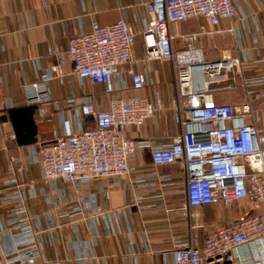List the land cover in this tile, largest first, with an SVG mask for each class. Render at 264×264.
<instances>
[{
  "label": "crops",
  "instance_id": "crops-1",
  "mask_svg": "<svg viewBox=\"0 0 264 264\" xmlns=\"http://www.w3.org/2000/svg\"><path fill=\"white\" fill-rule=\"evenodd\" d=\"M0 0V246L12 259L41 246L44 264H174L173 250L178 243L193 238L202 248L208 232L251 214L264 213V206L246 201L232 207L205 205L188 210L186 177L179 164L154 166L150 147L168 144L179 133L175 122V74L169 62L143 60L154 36H137L133 46V68L147 83L142 91L132 87L122 70L119 83L123 97L146 96L158 106L138 136V148L129 159L131 172L120 179L83 181L69 185L62 180L43 181L40 160L42 144L52 142L54 131L62 133L64 119L73 120L77 106L87 96L106 109L110 96L103 84L80 82L68 76L63 85H52L47 121L38 122L30 143L20 146L8 110L29 106L22 85L37 80L56 58L47 55L49 47L66 49L68 40L89 32L94 21L102 25L125 19L139 26L149 18V0ZM238 17L213 26L204 18L170 25L176 51L200 48L207 59L224 55L250 56L242 62V74L235 77L236 90L214 96L218 102L238 104L245 99L243 78L264 77V0H235ZM66 71L71 73L72 65ZM224 87V85H223ZM262 97L254 101L261 113L257 123L264 134V84L253 88ZM86 127L94 126L89 120ZM74 132L79 131L73 125ZM78 212H81L80 214ZM190 212L200 216L190 217ZM27 215L36 235L25 242ZM27 224V225H28ZM234 264H240L234 262ZM255 264H264L263 254Z\"/></svg>",
  "mask_w": 264,
  "mask_h": 264
},
{
  "label": "built area",
  "instance_id": "built-area-1",
  "mask_svg": "<svg viewBox=\"0 0 264 264\" xmlns=\"http://www.w3.org/2000/svg\"><path fill=\"white\" fill-rule=\"evenodd\" d=\"M41 1L45 5L46 1ZM146 7L149 18L139 26L125 19L108 25L94 21L89 32L71 37L66 49L49 47L47 55L56 62L37 80L23 83L27 104L37 107L38 122L47 121L52 85H63L70 75L80 82L103 84L110 96L106 109L87 96L77 106L73 120H63L62 133L54 131L53 141L42 144L44 183L62 180L73 185L130 174L129 159L138 144L127 131L132 128L141 136L145 122L159 109L146 96L123 97L118 82L126 67L134 90L145 88V77L132 66L136 62L132 52L137 36L151 35L155 41L147 45L143 60L173 65L175 122L180 128L170 143L150 147L153 165L179 164L184 168L188 210L205 205L227 208L239 201L264 206V134L257 127L261 113L254 108V101L262 94L253 90L264 84V77L243 78L242 102H217L213 92L236 90L235 77L242 74V62L250 61V56L245 54L241 59L229 54L210 60L200 48L176 51L170 34V25L175 22L204 18L219 26L222 20L238 17L235 0H149ZM68 64L72 65L71 73L66 71ZM87 119L95 122L94 128L86 127ZM74 124L79 126L78 132H74ZM11 139L16 140V135ZM189 214L195 219L200 216ZM29 220L24 215L17 221L26 225L25 242L36 235ZM41 252L38 246L12 259L0 246V264H44ZM260 253L264 257V213L253 211L208 232L202 248L193 238L176 244L173 259L174 264H255Z\"/></svg>",
  "mask_w": 264,
  "mask_h": 264
},
{
  "label": "water",
  "instance_id": "water-1",
  "mask_svg": "<svg viewBox=\"0 0 264 264\" xmlns=\"http://www.w3.org/2000/svg\"><path fill=\"white\" fill-rule=\"evenodd\" d=\"M36 108V106H24L8 110V116L20 146L29 144L34 134L37 133V124L33 117Z\"/></svg>",
  "mask_w": 264,
  "mask_h": 264
},
{
  "label": "trees",
  "instance_id": "trees-1",
  "mask_svg": "<svg viewBox=\"0 0 264 264\" xmlns=\"http://www.w3.org/2000/svg\"><path fill=\"white\" fill-rule=\"evenodd\" d=\"M226 92L227 91H225V90H218V91H215V92H213V95L214 96H222V95H224V94H226ZM218 102V101H217ZM90 119H87L86 120V122H88ZM91 121H93V120H91ZM94 122V121H93ZM95 127V122H94V126H91V127H88V128H94Z\"/></svg>",
  "mask_w": 264,
  "mask_h": 264
}]
</instances>
